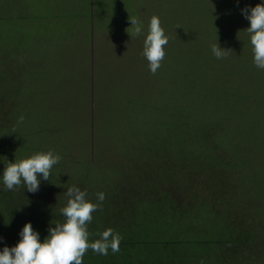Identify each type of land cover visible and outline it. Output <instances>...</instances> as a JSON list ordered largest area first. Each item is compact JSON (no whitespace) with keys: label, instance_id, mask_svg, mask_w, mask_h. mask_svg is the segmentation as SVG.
Returning a JSON list of instances; mask_svg holds the SVG:
<instances>
[{"label":"rangeland","instance_id":"obj_1","mask_svg":"<svg viewBox=\"0 0 264 264\" xmlns=\"http://www.w3.org/2000/svg\"><path fill=\"white\" fill-rule=\"evenodd\" d=\"M260 3L264 0H0V98L15 110L10 129L20 125L21 116L23 140L39 130L35 126L44 127L45 140L25 146L31 154L53 147L67 156L68 166L80 171L71 181L91 176L99 182L83 189L94 202L100 192H117V200L124 201L145 185L142 181L161 173L164 162L173 164L169 155L176 152L193 159L195 171L204 162L202 170L220 183L227 204L220 206L218 194L217 203L225 218L231 217L223 209L235 217L242 209L264 214V69L256 70L251 60L244 31L250 23L241 11ZM153 15L169 37L154 75L142 55ZM129 16L142 23L139 36L131 35ZM217 42L232 51L227 58L213 55ZM183 116L190 121L188 132L214 138L201 136L205 139L198 142L184 136L175 151L172 143H159L157 131ZM90 137L93 150L87 146ZM186 141L212 144L211 155L203 150L196 159L195 146ZM17 148L23 152L15 156H31L23 144ZM137 148L138 157L132 152ZM156 154L160 159L154 164ZM100 162L117 170L116 176L105 174L102 184L98 171L89 172ZM140 172L144 175L135 182ZM200 174L195 179L202 182ZM165 188L174 206L186 201L172 184ZM228 246L227 259L237 257L239 246Z\"/></svg>","mask_w":264,"mask_h":264},{"label":"trees","instance_id":"obj_2","mask_svg":"<svg viewBox=\"0 0 264 264\" xmlns=\"http://www.w3.org/2000/svg\"><path fill=\"white\" fill-rule=\"evenodd\" d=\"M251 60L253 59L251 58ZM255 69L259 68L255 66ZM262 77L264 78V76ZM3 99V97L0 98V102H3ZM0 109L3 112L0 114V251H2L4 247L12 248L19 243L21 240L19 233L29 222L32 224L33 230L39 233L40 242L43 243L49 235V228L55 227L57 222L64 223L65 221L61 209L67 205V197L64 195L67 188L75 185L83 191L89 186L88 183L93 181L91 176L85 182L78 181V184L76 181H71L72 177L77 176L80 171L76 167L68 166L67 156L66 158L62 156L65 159L53 167L48 181L43 180L42 176L38 174V179L41 181L38 192L30 193L24 187L15 192L5 190L2 176L7 162L14 163L15 160L23 159V157L15 156L17 150L23 152L17 147L23 144L27 149L25 152L33 155L30 151L32 150L31 146H25V142L41 140V138L45 140V137L43 135L44 127L35 126L39 130L26 135L27 139L23 140L21 134L19 135L18 128L25 125L26 121L20 123L19 126L13 125V130H11L10 125L14 122L15 117L14 107L4 101L3 106L0 103ZM59 118L62 119L60 115ZM185 118L184 116L180 117L179 122L164 125L166 128L162 127L158 130L157 139L162 141L159 143H164L163 141L166 140L170 144L172 143L170 146L175 151L178 148L180 150L183 146L180 139L186 136L198 137V142L202 138L205 139L201 136L214 138L215 134H201V132L198 133L199 131L196 133L197 130L188 132L190 121ZM70 120L72 117L68 121ZM93 128L90 127L91 134ZM86 136H89V133ZM186 142L185 144L190 148H194V144ZM64 144L67 146L66 143ZM93 144L94 140L90 137L87 146L93 150ZM212 147V144L202 147L195 146L196 153L191 154L201 160L202 151L206 150L210 156ZM43 150L44 152L54 151L53 147H46L38 152ZM67 150L68 147L64 149L65 152ZM132 152L137 157L141 153L140 148L132 149ZM158 156L159 154L154 156L156 159L154 164L158 163V159H160ZM180 158L183 159V162L179 160ZM170 160L173 164L168 161L164 162L162 168L159 169L161 173L151 179L145 178L146 181H142L145 185L132 191L124 201L117 200V192L110 193V195L103 192L105 200L102 202V210L94 212L93 220L88 224V231L91 233L89 239L90 242L95 241L100 238V233L112 228L123 237L120 251L113 254L109 249L108 255L105 256L89 250L83 257V264H264V214L248 212L243 214L244 209H242L240 213H236L237 217H235L232 212L223 209L231 217L225 218L219 204L220 206L227 204L224 202L227 195L223 194L219 188L220 183H215L212 175L209 176L206 171L202 170L204 162L203 164L198 162L195 165L197 170L195 171L194 161L193 159L189 160L187 155L178 157L176 152H172L169 155ZM148 165L151 164L148 163ZM191 166L192 170H189ZM114 168L113 165L106 167L104 163L100 162L93 166L89 172L91 175H96V171H98V177H101L102 184L106 177L105 174L117 175V170ZM142 172L139 175L134 174L137 176L135 182L140 177L142 178L144 175L141 174ZM198 172H201L202 182L195 179ZM168 184L181 190L179 193L186 198L184 203L174 206L168 201L169 190L165 188ZM158 187L160 188L158 189ZM217 194L219 204L217 203ZM106 201L115 203V205L111 204L110 206ZM262 205L264 202L260 204V206ZM228 244L234 247L239 246L240 252L237 257L227 259L229 257L227 254Z\"/></svg>","mask_w":264,"mask_h":264},{"label":"clouds","instance_id":"obj_3","mask_svg":"<svg viewBox=\"0 0 264 264\" xmlns=\"http://www.w3.org/2000/svg\"><path fill=\"white\" fill-rule=\"evenodd\" d=\"M250 27L246 31L250 36L253 61L257 68L264 69V3L255 7L241 10ZM133 32L139 36L143 25L136 17L129 16ZM129 34V33H128ZM169 37L161 26V20L153 15L148 24V34L144 40L142 55L148 61L150 72L154 75L165 58V46ZM211 51L217 59H225L232 52L222 49L218 42L211 46ZM24 117L19 118L22 123ZM62 160V156L49 150L38 152L28 158L7 162L2 180L5 190L18 191L24 187L30 193H36L40 188V179L48 181L55 165ZM67 205L61 209L65 218L64 223L57 222L55 227L49 228V235L40 242V235L33 230L32 224L26 223L19 233L21 240L12 248L4 247L0 251V264H83V257L92 250L98 255H108L109 249L115 254L120 251L123 237L108 228L99 234V239L90 242L91 233L88 224L93 220V213L102 210L105 200L103 192L96 194L97 203L87 199V192L81 191L75 185L68 187L64 193Z\"/></svg>","mask_w":264,"mask_h":264}]
</instances>
